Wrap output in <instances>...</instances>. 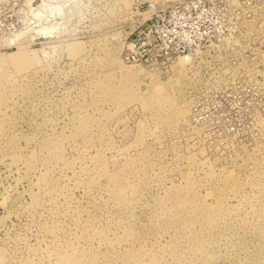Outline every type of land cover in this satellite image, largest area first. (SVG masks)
Returning <instances> with one entry per match:
<instances>
[{
	"label": "rangeland",
	"instance_id": "rangeland-1",
	"mask_svg": "<svg viewBox=\"0 0 264 264\" xmlns=\"http://www.w3.org/2000/svg\"><path fill=\"white\" fill-rule=\"evenodd\" d=\"M172 1L0 0V264H264V0L129 63Z\"/></svg>",
	"mask_w": 264,
	"mask_h": 264
},
{
	"label": "built area",
	"instance_id": "built-area-1",
	"mask_svg": "<svg viewBox=\"0 0 264 264\" xmlns=\"http://www.w3.org/2000/svg\"><path fill=\"white\" fill-rule=\"evenodd\" d=\"M207 10L202 0L172 1L138 30V39L126 59L136 64L192 62L193 50L199 49L206 38L202 17ZM152 53V55H150Z\"/></svg>",
	"mask_w": 264,
	"mask_h": 264
}]
</instances>
